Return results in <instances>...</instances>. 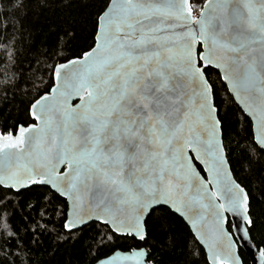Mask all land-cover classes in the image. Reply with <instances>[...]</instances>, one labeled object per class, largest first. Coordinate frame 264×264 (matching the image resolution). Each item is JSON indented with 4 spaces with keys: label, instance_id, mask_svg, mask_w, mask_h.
Wrapping results in <instances>:
<instances>
[{
    "label": "snow or ice",
    "instance_id": "snow-or-ice-1",
    "mask_svg": "<svg viewBox=\"0 0 264 264\" xmlns=\"http://www.w3.org/2000/svg\"><path fill=\"white\" fill-rule=\"evenodd\" d=\"M27 7L0 0L6 15ZM94 29V46L53 63L50 95L25 109L35 123L0 128V238L13 197L39 193L30 207L62 212V231L96 228L93 264H154L157 213L186 218L210 264H240L227 214L243 237L256 228L210 78L245 115L242 153L264 160V0H99Z\"/></svg>",
    "mask_w": 264,
    "mask_h": 264
},
{
    "label": "trees",
    "instance_id": "trees-1",
    "mask_svg": "<svg viewBox=\"0 0 264 264\" xmlns=\"http://www.w3.org/2000/svg\"><path fill=\"white\" fill-rule=\"evenodd\" d=\"M27 4L23 13L11 9L6 15L0 8V128L6 124L33 123L25 109L38 95L50 91L53 63L62 62L64 55L71 54L65 49L80 51L94 46L99 0H27ZM210 80L224 104L220 115L228 114L227 127L223 128L224 148L230 155L235 180L249 194L250 214L256 228L255 232L249 229V234L261 249L264 248V160L255 154L250 160L242 153L248 136L245 115L231 111L230 94L223 82L216 75ZM38 195L25 193L23 197H13L14 207L7 217L11 235L6 245L4 238H0L3 248L0 264H93L96 228L86 226L71 234L62 231V212L53 218L51 205L47 212L30 207L37 202ZM55 206L61 208L60 201ZM159 216L157 213L153 217L149 228L154 264H209L205 250L183 219L175 214L158 224ZM3 223L0 221V226ZM228 228L231 231L230 222ZM239 253L243 264H250L241 248Z\"/></svg>",
    "mask_w": 264,
    "mask_h": 264
},
{
    "label": "water",
    "instance_id": "water-1",
    "mask_svg": "<svg viewBox=\"0 0 264 264\" xmlns=\"http://www.w3.org/2000/svg\"><path fill=\"white\" fill-rule=\"evenodd\" d=\"M216 71H218V70H216ZM46 94L50 95V91ZM79 103H80L79 98H74L72 101L73 106H75ZM33 123H35V122L33 121ZM224 150H225V148H224ZM197 170L199 171V169H197ZM62 171H63V169H62ZM204 176H205V179H207L206 173H204ZM231 176L235 180L232 171H231ZM176 215L184 220V222L187 224V226L190 228L192 234L196 238L197 234H196L195 229L192 227L191 223L186 218L180 216L178 213ZM227 215H228V220L232 223V228H231V231L229 230L228 225H226V228H227V230H228V232H229V234H230V236L234 242V248L236 250L237 258L239 259L240 264H243V260L240 256V253H239L240 248L247 254L250 264H260V249H258L257 246L253 243V241L251 240L250 234H249V237H243L242 232L238 231V229L236 227V225L239 224L241 229H242L244 227L243 221L239 217H233L231 214H227ZM196 240L199 242V240L197 238H196ZM199 244L203 247V249L205 250L206 256H207L206 248L200 242H199ZM120 251H122V250H120ZM208 263L210 264L209 261H208Z\"/></svg>",
    "mask_w": 264,
    "mask_h": 264
},
{
    "label": "bare ground",
    "instance_id": "bare-ground-1",
    "mask_svg": "<svg viewBox=\"0 0 264 264\" xmlns=\"http://www.w3.org/2000/svg\"><path fill=\"white\" fill-rule=\"evenodd\" d=\"M230 222V221H229ZM231 223V222H230ZM231 228H232V223H231Z\"/></svg>",
    "mask_w": 264,
    "mask_h": 264
}]
</instances>
